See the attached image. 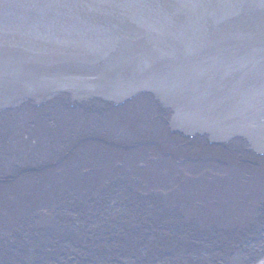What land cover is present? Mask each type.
<instances>
[{
  "label": "water",
  "instance_id": "1",
  "mask_svg": "<svg viewBox=\"0 0 264 264\" xmlns=\"http://www.w3.org/2000/svg\"><path fill=\"white\" fill-rule=\"evenodd\" d=\"M136 87L168 111L172 149L235 147L248 174L214 188L202 158L132 163L148 152L115 145L127 126L72 128L77 107L108 112ZM262 258L264 0H0V264Z\"/></svg>",
  "mask_w": 264,
  "mask_h": 264
},
{
  "label": "bare ground",
  "instance_id": "2",
  "mask_svg": "<svg viewBox=\"0 0 264 264\" xmlns=\"http://www.w3.org/2000/svg\"><path fill=\"white\" fill-rule=\"evenodd\" d=\"M144 88L136 87L133 91H129L128 93L119 94V95H111L114 98V101H123L122 105H116L115 110H109L108 112L103 111L106 108H98L99 110L95 112H87L88 110H81V108H76V111L79 115L77 121L74 123L72 128L77 132H81L82 136H89L90 132L99 133L101 138L107 139L103 133H107L110 138L112 136H116L122 128V126H127L128 134L125 136L123 135L121 138L122 142L126 144H115L120 145L118 147L123 146V152L128 154V151L133 152H142L146 154V156L142 157V159L137 158L132 160V163H138V165L142 164L148 166L151 169L153 166H150L151 160L154 158L156 161H159V165L164 163L171 165L179 166L182 163V168L186 169L187 167H192V163L196 160L197 163L201 164L199 159L204 160V164L207 167H210L211 178L213 185H217V182L222 179L218 177L221 173L226 170L230 171V175L225 178V181L229 183H236L237 180L241 179L242 176L248 174L247 169L243 170V166L240 167L239 161L236 158V155L240 154L242 151L238 148L229 149V152H221L219 149L218 151H214L213 147L208 146V141L205 139L204 142H195L190 149L189 153H185L180 155V153L175 149L171 148V145L180 142L183 140L177 134L169 135L167 131V125L165 117L167 116L168 111H166L165 116H162L165 111L162 107L156 104L154 101H147L145 99L146 96H149L150 93L148 90L144 91ZM145 92H148L145 93ZM57 94H65L63 92H57ZM86 96H83V98ZM64 98V97H58ZM82 100V99H81ZM163 100V99H162ZM164 101V100H163ZM165 106H168L169 109L172 111L173 106H177L170 101H164ZM118 106V107H117ZM178 107V106H177ZM112 108V107H110ZM118 110V111H117ZM164 118V119H163ZM164 120V122H163ZM199 123L195 125L189 126L187 129L189 132L195 131V127H199ZM99 127V132H97L96 128ZM212 131L213 135H218L221 137L220 133L224 132L223 129L218 131H214L212 128H208ZM219 133V134H217ZM103 138V139H104ZM208 140H212L208 138ZM135 146H133V143ZM139 141V142H138ZM141 142V143H140ZM138 143V144H137ZM164 154V152H167ZM216 154V155H214ZM210 157H214L215 159L222 157L223 163H216L217 161L212 160ZM147 158V159H146ZM185 160V162H183ZM179 162V164H177ZM124 164L128 167L129 163L128 160L124 162ZM157 166V163L155 164ZM230 192H223L222 194H215L219 198L223 200H230L239 197L241 194L237 192V195L229 194ZM210 195L206 196V205H209ZM212 200H210L211 202ZM213 202V201H212ZM17 203V201H15ZM248 213V212H242ZM242 219V218H238ZM239 230H244L243 227H238ZM259 264H264V258L261 259Z\"/></svg>",
  "mask_w": 264,
  "mask_h": 264
},
{
  "label": "rangeland",
  "instance_id": "3",
  "mask_svg": "<svg viewBox=\"0 0 264 264\" xmlns=\"http://www.w3.org/2000/svg\"><path fill=\"white\" fill-rule=\"evenodd\" d=\"M138 144V143H137ZM133 146H135V143L133 144ZM175 148V147H174ZM232 148H234V147H230L229 149H232ZM176 149V148H175ZM168 153V151L167 152H164V154H167ZM123 154H125V153H123ZM214 155H216V154H214ZM212 160H215V161H217L216 163H223V159H222V157H220V158H217V159H215L214 157H210ZM159 161H157V164L159 165ZM244 169L245 168H243V170L242 171H244ZM228 175H230V171H226V170H224L222 173H221V175H219L218 177H220V178H226V177H228ZM216 186V185H215ZM215 186H214V188H215ZM209 198V197H208ZM208 201H209V203H211L210 202V200L209 199H207ZM206 203V202H205Z\"/></svg>",
  "mask_w": 264,
  "mask_h": 264
}]
</instances>
